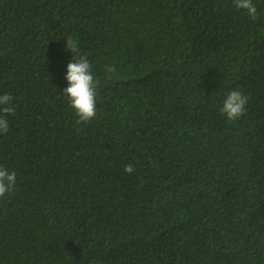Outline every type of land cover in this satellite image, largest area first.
Masks as SVG:
<instances>
[{"label":"trees","instance_id":"trees-1","mask_svg":"<svg viewBox=\"0 0 264 264\" xmlns=\"http://www.w3.org/2000/svg\"><path fill=\"white\" fill-rule=\"evenodd\" d=\"M0 0V264H264V0ZM98 80L85 123L72 53ZM114 67L112 79L106 69ZM248 97L235 121L227 94ZM133 165L131 174L125 166Z\"/></svg>","mask_w":264,"mask_h":264},{"label":"clouds","instance_id":"clouds-1","mask_svg":"<svg viewBox=\"0 0 264 264\" xmlns=\"http://www.w3.org/2000/svg\"><path fill=\"white\" fill-rule=\"evenodd\" d=\"M234 6L237 9L246 10L248 16L257 19V8L252 0H234ZM67 50L72 53V59L67 65L65 79L68 86L62 90L69 106L74 109L78 117L77 123H87L96 116V96L98 80L92 74V65L87 57L80 54L77 42L67 39ZM107 78L112 79L115 72L114 67H107ZM12 96L5 93L0 95V133H7L9 125L7 116L14 113V107L10 106ZM248 103V97L239 90L229 92L223 101L221 112L226 115L230 121H235L245 114V106ZM134 166L129 164L125 166L124 171L131 174ZM16 185V173L9 172L0 167V197L11 192Z\"/></svg>","mask_w":264,"mask_h":264}]
</instances>
